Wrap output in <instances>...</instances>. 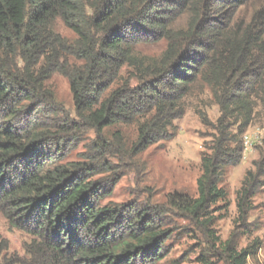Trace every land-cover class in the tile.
<instances>
[{"label":"trees","instance_id":"obj_1","mask_svg":"<svg viewBox=\"0 0 264 264\" xmlns=\"http://www.w3.org/2000/svg\"><path fill=\"white\" fill-rule=\"evenodd\" d=\"M57 21L74 38L56 33ZM160 40L158 58L135 50ZM55 73L68 82L72 119L57 120L63 112L48 86ZM204 89L219 117H200L212 134L196 197L167 203L220 246L209 213L225 201L219 183L242 159L246 128L258 108L264 113V0H0V214L31 238L22 257L2 256L0 264L160 261L171 236L161 212L102 204L114 185L111 160L126 155L118 127L135 125L136 155L171 138L182 99ZM81 132L94 135L87 152L63 163V148ZM252 167L236 192L243 225L264 175V141ZM224 246L227 264H246L260 249L257 239L240 251Z\"/></svg>","mask_w":264,"mask_h":264},{"label":"rangeland","instance_id":"obj_2","mask_svg":"<svg viewBox=\"0 0 264 264\" xmlns=\"http://www.w3.org/2000/svg\"><path fill=\"white\" fill-rule=\"evenodd\" d=\"M240 13L248 16L250 9H242ZM182 22L183 18L177 21L178 24ZM54 31L64 38H74L60 21L55 23ZM165 45L160 40L139 44L135 50L141 56L158 58ZM48 86L54 94L55 107L63 112L57 120H65V115L67 118H74L67 80L55 73L48 81ZM182 101L184 114L172 122L174 129L171 138L150 144L136 155L130 152V147L136 140L135 125L122 124L118 127L126 155L120 162L111 160V163L117 165L116 174L112 177L114 185L111 194L102 204L151 206L161 212L163 223L171 236L164 243L161 260L155 264H227L222 245L240 251L255 239L260 249L247 258L246 264H264V175L259 180L261 184L251 200L252 209L244 225L237 221L235 205L236 192L246 173L253 170L252 163L259 159L263 148L264 113L257 109L253 121L242 136L244 150L241 161L234 167L227 166L219 183L226 198L210 211L212 221L208 227L214 239H219L221 245L218 246L217 240L212 244L213 238H208L202 227L177 216L167 203L168 198L173 195L189 199L196 197V181L201 173L200 160L205 153L203 147L210 144L212 134L210 128L201 123L200 117L205 115L211 123L219 117L218 107L213 104L207 89L203 92L197 90ZM115 130L116 127H111L107 131L112 133ZM93 139L92 132H81L76 144H67L63 148V163L79 161ZM30 239L28 234L12 228L0 214V246H6L0 259L2 256L22 257L23 247Z\"/></svg>","mask_w":264,"mask_h":264}]
</instances>
